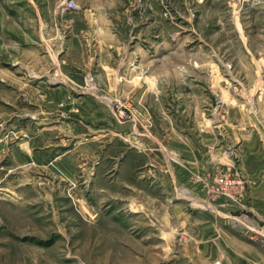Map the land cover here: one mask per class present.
<instances>
[{
    "label": "rangeland",
    "instance_id": "rangeland-1",
    "mask_svg": "<svg viewBox=\"0 0 264 264\" xmlns=\"http://www.w3.org/2000/svg\"><path fill=\"white\" fill-rule=\"evenodd\" d=\"M61 1L0 0V264H264V221L225 140L239 121L264 128V0H157L156 42L149 19L130 29L151 47L136 72L162 66L142 103L75 65ZM140 106L196 149L208 129L204 151L223 139L226 162L182 185L157 176L132 133ZM227 174L245 181L237 202L219 192Z\"/></svg>",
    "mask_w": 264,
    "mask_h": 264
},
{
    "label": "crops",
    "instance_id": "crops-1",
    "mask_svg": "<svg viewBox=\"0 0 264 264\" xmlns=\"http://www.w3.org/2000/svg\"><path fill=\"white\" fill-rule=\"evenodd\" d=\"M131 1L134 2L136 9L141 7L145 11L144 14H140L139 11L138 15L132 17L129 10ZM75 2L80 9L74 12L71 36L68 39L75 65L83 71L97 72L95 77L105 88L110 90L111 87H120L122 91L119 93H123L125 97H131L132 101L137 99L139 103L146 102L150 93L154 92L152 88L156 90L160 83L157 76L161 74L162 66L154 63L150 76H142L140 72H136L142 70L144 64L140 61L135 63V60L140 59L138 55L144 56L149 53L148 48L151 47L144 44L148 43L145 32L131 36L130 29L132 23L140 24L149 19V27L154 28V35L148 34V37L154 38L156 42L162 35L161 17L157 13V8L160 9L158 1L75 0ZM157 24L160 27L158 33ZM153 53L157 54V46L154 47ZM132 74L137 77L138 84L130 77ZM122 75L127 81L125 79L126 82L121 84L119 79ZM138 87L143 89L135 91ZM135 113L141 114L145 121V125L140 123L132 131L139 137L140 153L146 157L145 165L170 184L177 186L186 183L188 173L191 170L195 171V167L208 169L216 163L226 162L227 156L223 153L221 144L223 139L218 144L216 142L214 147L209 145L208 151H204L203 148L212 142L211 136L205 134L209 132L208 129H201L205 132L199 149H196L193 140L188 137L190 135L188 129L181 130L182 134L174 127L167 132L157 133L156 129L149 126L151 116L143 106L138 107ZM244 125L245 122L239 121L232 125L229 131L225 130V140L236 147L238 166L246 173L250 183V209L258 219L264 221V128ZM179 135H182V138Z\"/></svg>",
    "mask_w": 264,
    "mask_h": 264
},
{
    "label": "built area",
    "instance_id": "built-area-1",
    "mask_svg": "<svg viewBox=\"0 0 264 264\" xmlns=\"http://www.w3.org/2000/svg\"><path fill=\"white\" fill-rule=\"evenodd\" d=\"M79 7L75 0H63L56 8V16L62 18L70 13L78 11ZM220 182L219 192L227 199L239 201L243 196L245 181L235 174L218 176Z\"/></svg>",
    "mask_w": 264,
    "mask_h": 264
}]
</instances>
